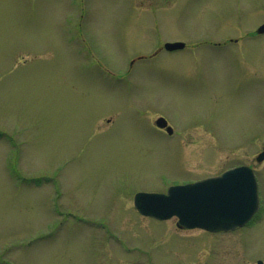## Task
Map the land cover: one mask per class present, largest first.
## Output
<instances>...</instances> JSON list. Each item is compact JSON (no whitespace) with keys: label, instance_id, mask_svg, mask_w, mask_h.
I'll return each instance as SVG.
<instances>
[{"label":"rangeland","instance_id":"1","mask_svg":"<svg viewBox=\"0 0 264 264\" xmlns=\"http://www.w3.org/2000/svg\"><path fill=\"white\" fill-rule=\"evenodd\" d=\"M256 6L0 0V264L264 262V36L221 40ZM240 165L261 199L243 228L180 230L133 206Z\"/></svg>","mask_w":264,"mask_h":264},{"label":"water","instance_id":"2","mask_svg":"<svg viewBox=\"0 0 264 264\" xmlns=\"http://www.w3.org/2000/svg\"><path fill=\"white\" fill-rule=\"evenodd\" d=\"M178 46L167 44L166 48ZM156 125L163 128L166 122L159 118ZM167 131L170 133L171 129ZM263 159L264 151L256 160L261 162ZM134 206L142 215L159 220L176 216L178 227L226 232L245 225L257 211V185L252 170L241 166L218 177L171 187L166 194L138 193L134 197Z\"/></svg>","mask_w":264,"mask_h":264},{"label":"flooded vegetation","instance_id":"3","mask_svg":"<svg viewBox=\"0 0 264 264\" xmlns=\"http://www.w3.org/2000/svg\"><path fill=\"white\" fill-rule=\"evenodd\" d=\"M259 6L250 7V9H247L245 11V13H249V15H248V17L246 19H243L244 20V24L243 25H240L241 27L242 26L243 27L240 28V26H239L238 27L239 29L237 28L236 32L233 33L231 36H224V38H221L222 43H227V45H231V46L232 45H235V46L238 47V46L242 45V43L244 42V40H251V39H253L255 37L264 36V31L259 32V28L264 24V19L261 20L259 23H257L255 26L250 27L249 30H247L248 29L247 26L250 25L249 22H248V18L250 16L251 17H254V16L258 17V15L261 16L260 13L262 11H264V8L263 7H259ZM237 17H240V15H238ZM237 17H236V19H237ZM240 18H241L240 20L242 21V17H240ZM170 43H173V42H170ZM185 48H186V44H184L183 48L181 47L180 49H176V50H173V51H166L164 49L163 50L165 52H167V53H176V52H180V51L185 50ZM167 123H168V120H167ZM152 125L154 126L153 123H152ZM168 126H170V125L168 124ZM153 128L155 130H157L158 132H164L165 133V130L157 129L155 126ZM169 136H172V135H169Z\"/></svg>","mask_w":264,"mask_h":264}]
</instances>
